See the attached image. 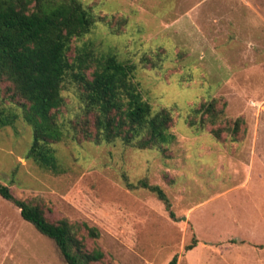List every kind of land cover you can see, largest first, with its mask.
<instances>
[{
    "label": "rangeland",
    "instance_id": "1",
    "mask_svg": "<svg viewBox=\"0 0 264 264\" xmlns=\"http://www.w3.org/2000/svg\"><path fill=\"white\" fill-rule=\"evenodd\" d=\"M82 1L126 24L115 34L100 23L75 45L137 63L136 80L154 109L178 107L176 139L166 152L63 141L53 145L54 172L29 157L32 127L1 85L0 107L19 119L0 125V182L41 205L53 222L97 228L100 238L87 242L106 253L98 264H170L175 257L177 264H264V22L214 10L230 0ZM158 50L161 67H143L142 58ZM66 95L69 118L77 102L73 92ZM210 99L227 102V118L246 119L245 141L220 142L211 128L198 133L188 125L191 108ZM144 179L165 190L174 218L157 194L128 187ZM0 264L68 263L0 196Z\"/></svg>",
    "mask_w": 264,
    "mask_h": 264
},
{
    "label": "trees",
    "instance_id": "2",
    "mask_svg": "<svg viewBox=\"0 0 264 264\" xmlns=\"http://www.w3.org/2000/svg\"><path fill=\"white\" fill-rule=\"evenodd\" d=\"M100 23L115 34L126 24L115 15L96 13L82 0H0V86L6 85L11 103L23 109V118L32 127L29 157L54 172L59 163L53 145L63 141L122 142L140 150L166 152V146L176 139L172 128L178 107L154 109L136 80L137 63L120 60L112 52L99 54L88 43L75 45ZM163 61L164 51L158 50L144 56L141 64L160 68ZM66 92H73L77 102L74 116L69 118L64 115V108L70 106ZM226 108L227 102L220 99L205 100L191 108L186 121L198 133L211 128L218 141L228 138L239 144L247 138L248 122L243 117L227 118ZM18 119L15 111L0 107L1 126H14ZM128 187L157 194L175 217L161 186L144 179L137 184L128 182ZM0 196L14 203L24 220L53 240L68 264L105 260L102 247L95 243L90 248L87 242L100 238L97 228L68 219L53 222L41 205L16 198L2 182ZM177 262L175 257L170 264Z\"/></svg>",
    "mask_w": 264,
    "mask_h": 264
},
{
    "label": "crops",
    "instance_id": "3",
    "mask_svg": "<svg viewBox=\"0 0 264 264\" xmlns=\"http://www.w3.org/2000/svg\"><path fill=\"white\" fill-rule=\"evenodd\" d=\"M228 2V4H225L224 1L220 2L217 7H214V10L228 13L243 12L246 14L241 15V17L246 21L257 22L259 20L260 22H264V0H236V5L231 4V0ZM234 19L230 18V22L234 21Z\"/></svg>",
    "mask_w": 264,
    "mask_h": 264
}]
</instances>
